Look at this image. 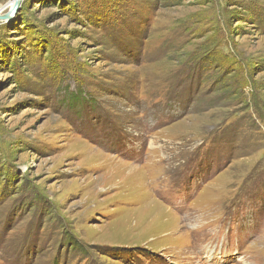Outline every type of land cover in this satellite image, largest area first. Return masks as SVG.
Instances as JSON below:
<instances>
[{"label":"rangeland","instance_id":"1","mask_svg":"<svg viewBox=\"0 0 264 264\" xmlns=\"http://www.w3.org/2000/svg\"><path fill=\"white\" fill-rule=\"evenodd\" d=\"M0 264H264V0H24Z\"/></svg>","mask_w":264,"mask_h":264},{"label":"clouds","instance_id":"2","mask_svg":"<svg viewBox=\"0 0 264 264\" xmlns=\"http://www.w3.org/2000/svg\"><path fill=\"white\" fill-rule=\"evenodd\" d=\"M24 0H0V25H5L16 14V10Z\"/></svg>","mask_w":264,"mask_h":264},{"label":"bare ground","instance_id":"3","mask_svg":"<svg viewBox=\"0 0 264 264\" xmlns=\"http://www.w3.org/2000/svg\"><path fill=\"white\" fill-rule=\"evenodd\" d=\"M211 254H214V256H215V251H209L208 252V257L212 256Z\"/></svg>","mask_w":264,"mask_h":264}]
</instances>
